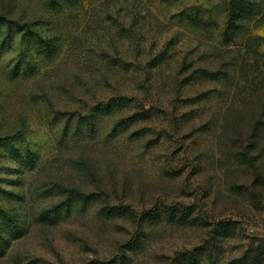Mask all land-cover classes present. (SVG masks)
I'll return each instance as SVG.
<instances>
[{
    "label": "rangeland",
    "instance_id": "rangeland-1",
    "mask_svg": "<svg viewBox=\"0 0 264 264\" xmlns=\"http://www.w3.org/2000/svg\"><path fill=\"white\" fill-rule=\"evenodd\" d=\"M235 1L0 0V264H264V0Z\"/></svg>",
    "mask_w": 264,
    "mask_h": 264
},
{
    "label": "trees",
    "instance_id": "trees-1",
    "mask_svg": "<svg viewBox=\"0 0 264 264\" xmlns=\"http://www.w3.org/2000/svg\"><path fill=\"white\" fill-rule=\"evenodd\" d=\"M234 4L236 5V9H234V13H236L237 10H238L239 14L244 13L246 15V14H250L255 9V6L251 2H249L247 0H236L234 2ZM3 27H6V30L9 31V35H8L7 40H9V39L14 40L15 35L18 32L26 29L22 25L15 24L12 21H10V20H8V19H6L4 17H0V28H3ZM36 37L37 36H35L34 38H36ZM33 43H35V42H33ZM36 45H43V41L42 40H37L36 41ZM44 45L49 50V52L51 51V49H53L51 44H44ZM116 104H119V103H116ZM112 108H113L112 103H108V104L101 103L95 109L97 111H99L101 109H108V110L111 109L112 110ZM246 159H247L246 156H241V157L238 158L237 162L241 163V164H244L245 162H247ZM30 163H32V161ZM154 215H156V214H154Z\"/></svg>",
    "mask_w": 264,
    "mask_h": 264
}]
</instances>
